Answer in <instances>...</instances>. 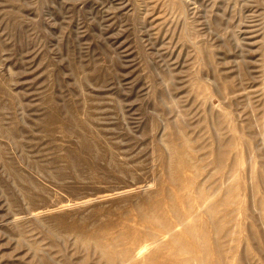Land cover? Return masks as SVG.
Returning <instances> with one entry per match:
<instances>
[{
    "label": "rangeland",
    "instance_id": "374dc122",
    "mask_svg": "<svg viewBox=\"0 0 264 264\" xmlns=\"http://www.w3.org/2000/svg\"><path fill=\"white\" fill-rule=\"evenodd\" d=\"M218 144L228 256L264 264V0H0V264L147 245L148 202L193 171L182 147L211 189Z\"/></svg>",
    "mask_w": 264,
    "mask_h": 264
},
{
    "label": "bare ground",
    "instance_id": "6f19581e",
    "mask_svg": "<svg viewBox=\"0 0 264 264\" xmlns=\"http://www.w3.org/2000/svg\"><path fill=\"white\" fill-rule=\"evenodd\" d=\"M221 147L219 145L214 153L212 167L215 169V186L211 189L200 186L204 164L194 159L192 150L182 147V154L189 157L193 171L177 176L173 169L176 164L172 165V172L169 171L172 176L171 192L165 199L162 197L164 200L148 202L142 219L141 211L139 219L144 226L141 235L148 241L146 244L154 249L148 254V263L143 264H236L233 254L228 256V252L234 253L236 245H232L235 237L228 233V219L225 216L228 205L237 195L234 194V185L225 188L226 149L224 151L225 146L223 149ZM235 177L236 172L232 178ZM138 235L135 232L119 233L111 237L99 234L96 236V244L108 264H141L137 259L147 245L139 249L134 247L133 242ZM229 239H232L230 245L227 244ZM141 242L140 245L143 244Z\"/></svg>",
    "mask_w": 264,
    "mask_h": 264
}]
</instances>
